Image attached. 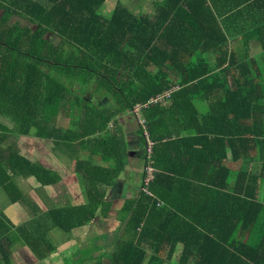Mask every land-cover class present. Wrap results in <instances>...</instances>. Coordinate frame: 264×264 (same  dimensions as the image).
I'll use <instances>...</instances> for the list:
<instances>
[{
	"label": "trees",
	"instance_id": "trees-1",
	"mask_svg": "<svg viewBox=\"0 0 264 264\" xmlns=\"http://www.w3.org/2000/svg\"><path fill=\"white\" fill-rule=\"evenodd\" d=\"M110 1L0 0V193L11 205L32 207L35 218L9 226L0 207V255L12 264L19 242L43 260L54 252L44 239L50 230H87L104 205L98 182L108 185L123 168L105 175L94 165L93 138L117 114L99 125L88 103L74 95L79 85L118 99L120 113L143 106V139L147 133V144L153 142L158 170L146 186L151 197L143 193L125 207L129 222L109 264H264V81L245 63L227 64L224 53L215 63L201 57L212 47L174 56V41L226 40L212 17L204 19L208 25L200 16L181 22L172 15L180 7L173 0L160 16L136 15L122 4L105 15ZM180 23L189 32L178 31ZM64 108L78 114L68 129L55 124ZM20 135L52 139L55 151L89 152L76 156V170L90 183V206L39 213L21 183L35 182L40 193L58 185L60 176L21 152ZM100 140L108 143V137ZM250 164L261 169L250 171ZM198 169L210 176L198 178ZM188 187L197 193H187Z\"/></svg>",
	"mask_w": 264,
	"mask_h": 264
},
{
	"label": "crops",
	"instance_id": "crops-1",
	"mask_svg": "<svg viewBox=\"0 0 264 264\" xmlns=\"http://www.w3.org/2000/svg\"><path fill=\"white\" fill-rule=\"evenodd\" d=\"M167 1L168 0H143V16L154 17L163 15V11H165V9L168 10L166 7ZM173 1L175 3L174 7L176 3L180 5L179 9H173V17L181 16L182 19L180 20L183 22V19H190L191 16H200L202 17V19L199 17L201 19L200 21L203 20L202 24L204 25H208V22H204V19L206 17H212L210 18L212 24L214 22L220 32L226 37L224 41L220 40L215 42L201 41L197 43L192 40L174 41L170 46L174 49L173 51L179 52L178 54H174L175 57L184 54L186 50L191 51L196 48L205 49V47H212L216 50L202 54L201 57L215 63L218 59V55L224 53L228 59L227 64L230 61H236L239 65L245 63L251 68L253 73L252 76L264 81V0ZM180 24L181 25L177 28L178 31L189 32V25L186 26L184 23ZM200 28L201 27L198 26V29ZM202 29L204 28L202 27ZM191 58L195 57L193 56ZM212 65L216 67V64ZM73 93L75 96H78L88 103L89 109L94 113L93 117L95 119L96 117L99 118V125L106 120V117L109 119L112 114H117V116L107 124L106 131L103 134L99 133L97 136L95 135L93 138V158L94 165L103 170L102 174L104 173L107 175L111 173L110 171L113 172L116 171V169L123 168L120 170L118 177H113V179L109 177L107 179V181H109L108 185L107 183L98 182L99 189L105 192L104 205L98 213L97 219L93 221L87 229V231H91V234L83 230V232L86 231V234H84V237L77 239V242L87 241L88 243H92V253L86 252L85 249L80 251V247L73 242L67 243L65 240H71V236L58 232V230H50L49 234H47V237L44 239L45 242H47V248L50 246L53 247L54 252L49 253L46 251L47 256L41 260L37 258L28 245L17 242L12 249V264H73L70 257L76 253L77 255L82 253L90 254V258L94 261L101 259V257L103 258V256H109L110 262L111 257L117 252V242L124 239L125 228L129 222L130 217H126L124 213L125 207L139 201V199H143V193H147L148 196L151 197L146 187L148 185L145 183V166L147 165L148 148L146 136L148 135L146 133V141H144L143 106L137 107L133 112L125 111L120 113L123 111V104L116 98L107 99L108 95L102 90L95 89L94 86L89 87V89H83V87L78 85L76 89L73 90ZM80 115L83 120L87 119V113L85 111L80 113ZM77 116L78 114L74 116V111L66 114L64 108L55 124L60 128H71L74 126V120ZM1 121L5 124L9 123L6 119H1ZM64 122H66V124H64ZM49 127H51V125H49ZM102 137H108V143L100 140ZM21 138L27 140L28 143L31 144L27 149V157L29 160H35L36 156L32 151H35L36 147H34V145L37 144V147H41L44 151V164L49 165L45 167L61 175L58 185L46 188L42 192H38V195L35 194V198H33L34 202L45 204L50 211L56 208L69 207L67 204L68 201L73 202L71 206H84L85 202L89 200H85L86 192H82V190L79 189V179L75 177V185L70 181L72 178L71 176H77V170H74V166L72 168L68 167V165L65 167L63 157H55L56 151L53 140L20 135L16 140L19 146ZM110 152L111 156L109 154ZM77 153L80 154V157L83 159L90 157L89 152L84 149H78ZM114 156L116 157L112 159ZM234 166L237 173L240 165L236 163ZM247 169L253 171L254 169L259 170L261 167L257 164H250V166H247ZM97 174H99V172ZM194 174L198 178L201 177L204 179L210 176V172L205 171V169H198V171H194ZM177 191L178 192L174 193L175 198H178L180 195V191ZM190 191L194 192V188L188 187L187 193ZM261 192L262 194H259V197L261 201H264V190L262 189ZM66 196L69 198H66ZM40 197L44 199L41 200ZM64 199L68 200L66 203H61ZM204 203H207V201L205 200ZM45 211H47V209H45ZM140 212L143 213V206L140 208ZM1 214L0 212V215ZM8 219L10 220L9 215ZM205 219H207V221H205ZM32 220H35V218L30 221H23L22 223L27 224ZM208 221L212 223L211 218L205 216L204 222ZM46 223L50 224V221L47 220ZM262 223L264 224V216L262 217ZM249 239V242H254L256 240L253 237ZM69 244L71 246L68 248L67 245ZM69 251H71V253ZM95 254L97 255L96 258L94 257ZM66 256L69 258L65 259ZM0 264H6L1 255ZM82 264L93 263L90 262L89 259H86Z\"/></svg>",
	"mask_w": 264,
	"mask_h": 264
},
{
	"label": "rangeland",
	"instance_id": "rangeland-1",
	"mask_svg": "<svg viewBox=\"0 0 264 264\" xmlns=\"http://www.w3.org/2000/svg\"><path fill=\"white\" fill-rule=\"evenodd\" d=\"M117 4H122L127 9H129L133 14H136V15H142L143 14V0H111L105 6L103 13L105 14V11L112 13L113 7H116L115 5H117ZM107 99H112V97L111 96H108ZM64 124H66V122H64ZM7 126L8 127H11V124L8 123ZM13 141H15L14 138H13ZM19 143H20L21 152H24L23 154L25 156H27L28 155L27 149H28V147L31 144H29L27 140H24L22 138H21V140H20ZM34 147H36L34 152L31 149L32 153L35 154V156H36L34 162H37V159H38V162L42 163L44 165V167L45 166H49V165L44 164L45 158H44V151H43V149L41 147H37V144H35ZM67 152L64 151V150H62V149L61 150H58V151L55 152V157L56 158L63 157L64 158L63 161L65 162V167H67V165L70 168H72L74 166V170H76L77 169V163L79 162V160L76 159V156H79L80 154L73 153V152L67 153ZM60 155H62V156H60ZM81 156H83V155H81ZM30 160L33 161V159H30ZM56 166H58V165H56ZM58 167H60V166H58ZM46 169L51 170L49 168H46ZM51 171H53V170H51ZM53 172H55V171H53ZM56 173H58V172H56ZM59 176H61V175L59 174ZM71 177H72L70 179L71 183H74V179H76L75 177H77L79 179V181H78L79 182V185H80V188L79 189H81L82 192H86V197L87 198L85 197V200H87L88 199L87 194L91 191V189H90L91 186H90V183H88L86 181L85 175L83 173L82 174H79L77 172V176H71ZM21 185L25 188V190H26V192L28 194V196L26 195L25 198L26 199L30 198L28 200L31 203L35 204L33 198H35V194L38 192V189L36 188V183L33 182V181H31V182L30 181H25V182L21 183ZM74 185H75V183H74ZM0 194L2 196V198L0 199V207H2V208L5 209V211L3 213L4 216H6V217L8 215L10 216L9 224L11 222L16 227V226H20V224L23 221H30L31 219H34V218H31V216H30V212L33 211L32 207H29V205H24L23 203H18L16 205H11V201H10V199H8L7 195L4 192H1ZM70 196H71V194H70ZM66 198H69V197L66 196ZM79 198H81V197H79ZM40 199L43 200L44 198L43 197H40ZM67 200L68 199H66V200L64 199V200L61 201V203H66ZM88 202L86 201L85 204H84V206H86L87 204L90 206V203H88ZM67 204H68V206H71V204H73V202L72 201H68ZM79 206H82V205H79ZM37 207L39 209L38 210L39 213H44L45 214V213H47V212L50 211L45 206V204H43V203H37ZM61 207H63V206H61ZM45 209H47V211H45ZM6 224H8V223L6 222ZM9 226H11V225H9ZM28 226L30 228H32V230L34 229L30 224H28ZM86 231L83 232V230L79 229V230L73 232L71 235H69V236H71V240H65V241L67 243H72L73 242L78 247H80V249H79L80 251L82 249H85L86 252H91V251H93V245H92V243H90V242L88 243L87 241L86 242H77V239L84 237V234H86L85 233ZM87 233L88 234H91V231L89 230V231H87ZM14 235L15 234L12 235V240H15L16 239ZM74 239H76V240H74ZM67 246L69 248L71 245L69 244ZM69 252L71 253V251H69ZM91 256H93V255H91ZM94 257L96 258L97 255L95 254ZM68 258L69 257L66 256L65 259H68ZM70 258H71L70 260H71V262L73 264H82V262L84 260H86V259H89L93 264H98V260H96V261L92 260L90 258V254L88 255V254L82 253V254H78L77 255V253H76L74 255H71ZM109 258H110L109 256H103V260H104L103 262H104V264H108L109 263Z\"/></svg>",
	"mask_w": 264,
	"mask_h": 264
},
{
	"label": "built area",
	"instance_id": "built-area-1",
	"mask_svg": "<svg viewBox=\"0 0 264 264\" xmlns=\"http://www.w3.org/2000/svg\"><path fill=\"white\" fill-rule=\"evenodd\" d=\"M145 122L143 121V125ZM151 155H153V142L148 141V148H147V165L145 166V183L146 185H149L150 182H153L155 180V177L158 173V170L154 166L153 158H151Z\"/></svg>",
	"mask_w": 264,
	"mask_h": 264
}]
</instances>
